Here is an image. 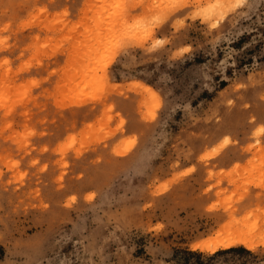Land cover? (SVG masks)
<instances>
[{
  "label": "rangeland",
  "instance_id": "rangeland-1",
  "mask_svg": "<svg viewBox=\"0 0 264 264\" xmlns=\"http://www.w3.org/2000/svg\"><path fill=\"white\" fill-rule=\"evenodd\" d=\"M183 3L0 0V264H264V0Z\"/></svg>",
  "mask_w": 264,
  "mask_h": 264
},
{
  "label": "bare ground",
  "instance_id": "bare-ground-1",
  "mask_svg": "<svg viewBox=\"0 0 264 264\" xmlns=\"http://www.w3.org/2000/svg\"><path fill=\"white\" fill-rule=\"evenodd\" d=\"M123 152H124V150H123ZM125 152H127V151H125ZM253 213H255V212H253ZM258 215L259 214H257V216ZM241 222H243V221H241ZM260 222H261V220H260ZM260 222L258 221V224ZM261 223H260V225H261ZM224 225H225V227L222 228L221 230H219L215 237H210L209 239H206L203 242L199 243L198 249L200 248L202 250L214 252V251H217L219 249L230 248V247H234L237 245H244L250 249L255 247V245H256V234L255 233L253 234V231H254L253 225L254 224L252 225V227H245V226H247L245 223H239V222L236 223L233 220L232 222L225 223ZM259 228H261V226L258 227L257 229H259Z\"/></svg>",
  "mask_w": 264,
  "mask_h": 264
},
{
  "label": "snow or ice",
  "instance_id": "snow-or-ice-1",
  "mask_svg": "<svg viewBox=\"0 0 264 264\" xmlns=\"http://www.w3.org/2000/svg\"><path fill=\"white\" fill-rule=\"evenodd\" d=\"M241 3H243V0H238V6ZM115 6L118 7V8L121 7V6H124L125 8L128 7L127 4H117ZM132 6L138 7V8L139 7H142L141 4H133ZM175 6L176 7H188V5H186V4L183 3V0H175ZM213 27H215V25H213ZM5 63H7V61H5ZM33 83H35V82L33 81Z\"/></svg>",
  "mask_w": 264,
  "mask_h": 264
},
{
  "label": "trees",
  "instance_id": "trees-1",
  "mask_svg": "<svg viewBox=\"0 0 264 264\" xmlns=\"http://www.w3.org/2000/svg\"><path fill=\"white\" fill-rule=\"evenodd\" d=\"M237 248H231V249H229V250H236ZM191 253V252H190ZM192 254H194V253H192Z\"/></svg>",
  "mask_w": 264,
  "mask_h": 264
}]
</instances>
